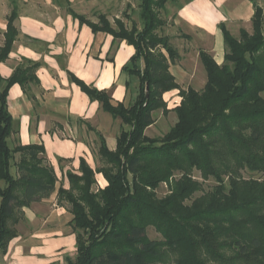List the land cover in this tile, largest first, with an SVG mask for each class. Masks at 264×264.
<instances>
[{
    "label": "trees",
    "instance_id": "trees-1",
    "mask_svg": "<svg viewBox=\"0 0 264 264\" xmlns=\"http://www.w3.org/2000/svg\"><path fill=\"white\" fill-rule=\"evenodd\" d=\"M138 1L140 30L118 19L111 24L104 15L93 23L67 9L93 34L104 33L133 47L122 70L138 80L135 100L113 105L105 91L68 73L91 102L122 124L112 151L97 134L101 167L92 169L81 158L76 171L63 174L68 188L48 163L43 145L10 146L17 130L7 108L8 90L18 84L26 92L38 85V64L27 61V67H17L8 79L0 76V254L18 237L15 226L23 209L55 193L58 202L69 206L75 235L74 259L66 257L65 264H157L166 252L175 255L174 264H264V179L242 176L247 171L264 177V11L251 0L252 33L240 29L238 39L220 24L223 63L217 65L200 51L206 83L200 91L182 90L169 72L178 52L158 33L165 25L162 11L173 0ZM16 17L13 8L0 63L18 35ZM173 90L181 100L167 110L163 95ZM158 110L176 115L161 140L144 133ZM194 170L202 182L214 181L209 192L192 178ZM174 172L181 173L178 179ZM96 174L106 186L95 190ZM159 184L168 188L161 199L155 195ZM149 227L161 241L148 239Z\"/></svg>",
    "mask_w": 264,
    "mask_h": 264
},
{
    "label": "crops",
    "instance_id": "crops-1",
    "mask_svg": "<svg viewBox=\"0 0 264 264\" xmlns=\"http://www.w3.org/2000/svg\"><path fill=\"white\" fill-rule=\"evenodd\" d=\"M14 2H18L15 22L19 33L7 60L0 63V76L8 79L17 67L28 65L26 62L30 61L38 64L35 75L39 81L38 85H30L26 92L18 84L8 90L7 108L17 130V144L43 145L45 157L59 180L63 179L66 171H76L81 158L96 169L100 164L97 134L102 135L105 145L112 151L122 124L119 119L104 113L97 102H91L69 81L68 73L97 90L105 91L113 105L122 103L127 106L136 98L138 80L122 68L129 63L134 49L107 34H93L65 11L67 3L76 13L94 5L105 6L109 4L108 0ZM252 11L251 0L168 2L161 14L166 23L158 33L167 36L178 52L179 59L169 68L176 83L181 86L203 81L204 87L206 78L200 68L199 52H207L217 65H221L224 41L219 25L224 24L233 35L231 27L241 26L240 30L251 23ZM0 27L5 32L6 21H1ZM190 61L202 73L198 80L194 79ZM142 66L141 62L140 68ZM163 97L165 103L180 99L177 90L165 93ZM88 126L93 129H88ZM12 138L11 147L15 145ZM95 179L98 184L101 183L99 179L103 181L100 188L106 186L101 174H96ZM63 183H66L65 179ZM46 202L48 199H42L23 209V220L18 222L17 229L21 224H38L39 227L32 233H18V237L9 242L6 252L0 254V264L62 263L61 256L70 251L53 245L52 240L58 235L73 237L68 225L72 216L59 212L53 205L44 214L37 213L42 206L51 204V201ZM45 244L53 246L45 251Z\"/></svg>",
    "mask_w": 264,
    "mask_h": 264
},
{
    "label": "rangeland",
    "instance_id": "rangeland-1",
    "mask_svg": "<svg viewBox=\"0 0 264 264\" xmlns=\"http://www.w3.org/2000/svg\"><path fill=\"white\" fill-rule=\"evenodd\" d=\"M8 1L7 0H0V23H1V21H7V18L10 15L13 8H15L17 10L18 2H14V0L12 2H11V0H8ZM252 1H254L257 5H259L262 8V11H264V0H252ZM108 2H109V4H107L105 6H103V4H101L100 6L94 5L91 7H86V8L81 9V10L79 9L76 12V14L81 15V17L82 16L85 17L87 20H89L93 23L98 22V20L96 18V17H98V15H104L105 17H107L106 19L111 24H113L114 19H118V20H122L128 28H130L132 26V23H134L137 26L138 30L141 29V24L139 21V1L138 0H108ZM68 8H69V5L67 3V4H65V9H66L65 11L66 12H67ZM81 11H83L84 13H82ZM124 15L129 17V20H126L124 18ZM161 17H162V15H161ZM164 22L166 23L165 20H164ZM263 25H264V12H263ZM14 27L17 30L15 21H14ZM240 27L241 26L231 27L233 36L236 37L237 39L239 37V28ZM244 30H246L249 34H251L252 33L251 23H249V25L245 26ZM4 33L5 32H3V29L0 27V46L3 45ZM113 49H115V45L113 46ZM195 66L196 65L194 64V62L190 61L191 71L194 72V79L198 80L200 77V74H202V73H200L199 70H196ZM22 67H27V65L24 66V64H23ZM200 68L202 69L204 77L206 78V74H205V71L203 70V67L201 66ZM202 86H203V81L199 82L197 84L186 83V84L181 85L180 88L182 90H186L188 87H191V88L195 89L196 91H200L203 88ZM167 99L168 98L165 97V100H167ZM175 100L176 101H170V102L168 100L166 103L167 108H171L173 106H176L177 103L180 102L179 101L180 99H175ZM152 118L154 120V123L149 128L146 135L149 138H155L158 140H161L164 137V135L169 131V129L176 123V115L172 111H169L168 113L165 114L161 110H158L152 114ZM88 129H93V128L88 126ZM16 136H17V134L12 135V137H13L12 140L13 141L15 140L14 141L15 145H17ZM16 157L18 158V155ZM99 167H101V164H99ZM180 175H181V173L174 172L173 178L178 179L180 177ZM242 176L246 179H249V178L261 179V180L264 179V177L259 175V174H252V173H249L247 171H243ZM192 178L194 180L202 183V189L204 192H209L212 189V187L214 186V181L212 179H209L206 182H202L199 172H197L195 170L192 172ZM99 180L101 183L98 184L96 182V185L93 187L95 190L97 188H100V186H102L101 184H103V181L101 179H99ZM62 184H63L65 189L68 188V182L67 181H66V183H63V181H62ZM59 185H60V182L57 184V187ZM2 186H3V184L0 183V187H2ZM155 195H156L157 199H161V198L167 196L168 195V188H167L166 184H159L158 188L155 191ZM200 195H201V192L196 193L193 198H196ZM50 201H51V204L50 205L47 204ZM189 203L190 202H187V204H189ZM46 204L48 206L47 205L45 207L42 206L41 208H39L37 213L44 214L45 212H47L49 210V207H52V205H53V208L58 209L59 212L69 213L68 212L69 206L66 203L58 202L55 193H53L52 196L48 198V202H46ZM22 220L23 219L21 218L20 221H22ZM68 225L70 226V224H68ZM16 226H17V224H16ZM16 226H15V229H16L17 233H21V232L32 233L35 229H38V227H39L38 224H34L33 226H30L28 224H21L19 226V229H17ZM147 237L150 240L161 241V237L154 231L153 228H150V227L147 229ZM52 241H53L52 244L58 246V248L63 247V248H66L67 250L70 251L66 256L65 255L61 256V260H62L61 264H65V258L66 257L70 258V259H74V256H75V235H74V233H73V237L72 236H65V235H58L57 237H53ZM48 245L49 244H45V246L43 248L45 251H47V250L49 251L51 245L50 246H48ZM174 258H175V255L166 252L165 257L163 258V261L159 262L157 264H174ZM53 264H60V263L56 262ZM209 264H215V263L209 262Z\"/></svg>",
    "mask_w": 264,
    "mask_h": 264
}]
</instances>
